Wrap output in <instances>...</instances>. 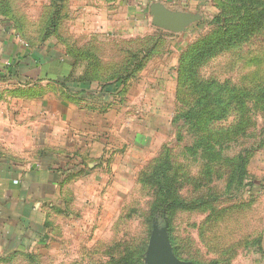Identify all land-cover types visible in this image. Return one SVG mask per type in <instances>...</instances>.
I'll return each mask as SVG.
<instances>
[{"label":"rangeland","instance_id":"rangeland-1","mask_svg":"<svg viewBox=\"0 0 264 264\" xmlns=\"http://www.w3.org/2000/svg\"><path fill=\"white\" fill-rule=\"evenodd\" d=\"M156 1L200 19L181 32L158 28L150 13ZM57 2V42L75 65L62 88L54 81L33 86L32 156L38 141H76L85 142L78 152L93 159L105 153L108 161L70 179L71 206L54 213L44 245L30 253L0 251V264H117L127 253L142 255L145 264L153 225L164 222L181 260L264 264V23L197 61L203 44L226 33L211 23L217 14L234 21L249 10L231 0H0V22L21 28L32 50L46 51L43 59L60 56L41 43ZM125 65L131 72L121 82ZM78 77L97 82H74ZM38 107L46 109L43 116ZM239 154L250 188L230 197L237 193L227 186ZM158 175L171 199L208 202L159 207ZM161 209L165 218L157 220Z\"/></svg>","mask_w":264,"mask_h":264},{"label":"crops","instance_id":"crops-1","mask_svg":"<svg viewBox=\"0 0 264 264\" xmlns=\"http://www.w3.org/2000/svg\"><path fill=\"white\" fill-rule=\"evenodd\" d=\"M63 58V55L50 59L36 57L12 27L0 22V251L3 252L44 245L46 234L58 216L54 213H62L71 206L70 193H65L70 179L82 175L92 164L108 161L105 153L93 159L86 154L87 150L78 152L85 142L76 141L62 146L38 141L39 154L32 156V91L36 85H44L46 89L49 81L63 87V79H58L63 72L55 74L54 80L45 76L49 66L62 63ZM44 112V107H38V116ZM71 150L74 152L70 153Z\"/></svg>","mask_w":264,"mask_h":264},{"label":"trees","instance_id":"trees-1","mask_svg":"<svg viewBox=\"0 0 264 264\" xmlns=\"http://www.w3.org/2000/svg\"><path fill=\"white\" fill-rule=\"evenodd\" d=\"M232 2H236V4H238L239 6H243L245 9L249 10V13L241 18H238V17L235 18L234 21L232 20L228 21V19L222 16L221 14H217L213 18L211 23L216 24L217 27H220V28L222 27L223 29L225 28L226 33L224 36L220 37V39L217 42L213 44L211 43L210 45H207L209 43L203 44L202 46L203 48L198 50L194 55V58H196L197 61L205 57L213 55V53H215L221 47L220 45L222 44H230L232 42L243 40L249 34H251L256 29L260 28L263 25L264 6L259 7L260 6L259 0L258 1L257 0H231V3ZM61 12H62V5L59 2H57V4H55V6L50 11V16L48 17V22L45 27L46 30L44 31L43 34H41L42 36L41 43L49 48H53L56 51L59 50V52L63 55V57L67 56L68 59L72 60L71 64L68 63L66 65L64 64L65 62L64 60L62 63H59V62L53 63L51 64L52 66H49V68L46 70V73H45V76L48 80H54L53 77L56 74V70L54 69L65 68L62 71L63 76H65V78L63 79V83H62V86H64L66 85L67 80H70V78L72 77L71 76L72 70L68 71V69L71 67H74L75 63L73 62V56L69 55L70 51H67L63 46L58 45V42H57L56 22L60 19V15L62 14ZM132 13L134 14L135 10H133ZM15 32L17 33V35L18 34L23 35V33L21 32V28H18L17 31L15 30ZM33 51L34 53H38L39 56H44L45 54H47L46 51H44V49H42V47L40 46L34 47ZM64 71L66 74H64ZM123 72H124L123 75L118 77L121 82L123 80H126L130 76L131 70L129 66L125 65L123 67ZM111 79H113V77H111ZM95 81L97 82V79H95L94 77L90 80L86 77L85 78L78 77L74 79V82L76 83H82V84L87 83L89 85H92ZM103 86L105 87V85H102L101 87L103 88ZM246 175H247L246 159L241 154H239L233 163V167L231 170V177H230L231 181L228 183V186H227V188H229L230 186L233 185L234 188L237 189V193H234V195H229L230 197H236L235 195L241 194L244 190H246V186L250 188L249 187L250 183L245 182ZM156 183H157V189L160 192V195L162 197L161 199L158 200L159 207L162 205H166L167 207L170 208L176 205L186 206L189 203L199 205V204H204L208 202L206 199H197V200H193L189 202L180 201L177 199H171L169 195V190H168V182L165 179L164 175H161V176L158 175L156 177ZM217 196L218 195H215V196H212L211 198H216ZM157 212L158 213H156V215L154 216L155 219L162 220L165 218V216L162 213V209L158 210ZM32 250H33V247L21 246L8 253H13V252L30 253L32 252ZM115 262L117 264H134L135 262L136 263L140 262V264H144L142 255L137 257L129 253L122 255L120 257H116Z\"/></svg>","mask_w":264,"mask_h":264},{"label":"water","instance_id":"water-1","mask_svg":"<svg viewBox=\"0 0 264 264\" xmlns=\"http://www.w3.org/2000/svg\"><path fill=\"white\" fill-rule=\"evenodd\" d=\"M150 13L154 26L171 32H181L189 24L200 19V16L195 13L170 11L158 1L150 5ZM167 228V222L161 226L153 225L144 255L145 264H199L181 260L175 256Z\"/></svg>","mask_w":264,"mask_h":264}]
</instances>
